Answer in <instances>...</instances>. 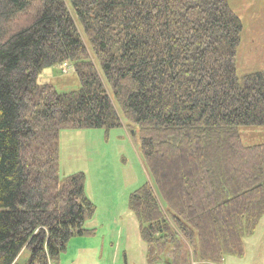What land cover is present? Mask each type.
Returning <instances> with one entry per match:
<instances>
[{
  "label": "trees",
  "instance_id": "trees-1",
  "mask_svg": "<svg viewBox=\"0 0 264 264\" xmlns=\"http://www.w3.org/2000/svg\"><path fill=\"white\" fill-rule=\"evenodd\" d=\"M241 28L226 0H0V264L95 234L83 172L58 174L61 131L87 129L137 140L149 252L178 232L201 261L242 255L264 214V69L237 76ZM63 64L77 90L37 84Z\"/></svg>",
  "mask_w": 264,
  "mask_h": 264
},
{
  "label": "rangeland",
  "instance_id": "rangeland-1",
  "mask_svg": "<svg viewBox=\"0 0 264 264\" xmlns=\"http://www.w3.org/2000/svg\"><path fill=\"white\" fill-rule=\"evenodd\" d=\"M226 1L242 27L235 60L237 76L264 69V0ZM45 83L58 93L79 88L78 77L67 64L43 69L37 84ZM126 133L115 129L106 138L100 129L61 131L59 178L83 172L84 194L94 205L85 225L94 229L95 236L83 238L86 242L82 245L70 239L56 264H150V254L158 255L161 264H215L196 259L193 242L188 243L178 232V239L162 238L165 242L157 243L150 252L140 239L128 199L149 180L138 142ZM244 239L242 255L225 256L221 264H264V214L254 232ZM28 257L29 251L23 249L16 263L23 264Z\"/></svg>",
  "mask_w": 264,
  "mask_h": 264
},
{
  "label": "crops",
  "instance_id": "crops-1",
  "mask_svg": "<svg viewBox=\"0 0 264 264\" xmlns=\"http://www.w3.org/2000/svg\"><path fill=\"white\" fill-rule=\"evenodd\" d=\"M94 236L95 235H91V236H76V237H73L74 238V240H75V242L76 243H79V244H83V243H85L86 241V239L87 238H94ZM83 238H86V239H83ZM72 239V238H71ZM70 241V240H69ZM90 246V245H89ZM24 250L26 249V248H23ZM80 250H81V247L79 248ZM65 252V251H64ZM19 256V255H18ZM154 264H161V262H159V261H157V262H155Z\"/></svg>",
  "mask_w": 264,
  "mask_h": 264
}]
</instances>
